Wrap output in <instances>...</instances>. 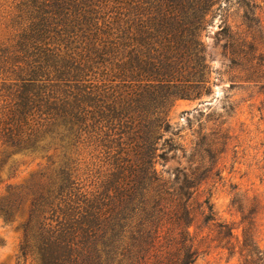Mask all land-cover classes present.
<instances>
[{
  "label": "trees",
  "instance_id": "16d2710c",
  "mask_svg": "<svg viewBox=\"0 0 264 264\" xmlns=\"http://www.w3.org/2000/svg\"><path fill=\"white\" fill-rule=\"evenodd\" d=\"M216 4L0 0V189L14 158L51 161L0 199L5 223L29 204L25 260L195 263L197 171L156 167L170 105L210 93L202 35ZM236 59L252 70L249 54ZM204 140L188 160L200 168L216 147Z\"/></svg>",
  "mask_w": 264,
  "mask_h": 264
},
{
  "label": "rangeland",
  "instance_id": "374dc122",
  "mask_svg": "<svg viewBox=\"0 0 264 264\" xmlns=\"http://www.w3.org/2000/svg\"><path fill=\"white\" fill-rule=\"evenodd\" d=\"M216 1L202 35L210 93L170 105L171 130L160 143L167 157L156 168L166 176L177 169L197 171L190 228L198 250L194 264H264V0ZM242 52L252 57V70L236 59ZM205 137L216 147L200 168L188 160ZM50 166L49 158H14L0 199L10 189L30 186ZM28 207L11 223L0 219V264H34L21 253Z\"/></svg>",
  "mask_w": 264,
  "mask_h": 264
}]
</instances>
